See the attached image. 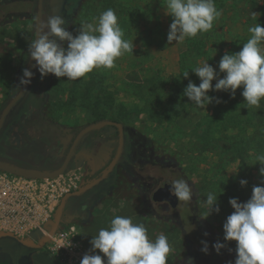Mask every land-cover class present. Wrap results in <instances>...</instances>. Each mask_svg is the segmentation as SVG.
<instances>
[{
	"label": "rangeland",
	"instance_id": "obj_1",
	"mask_svg": "<svg viewBox=\"0 0 264 264\" xmlns=\"http://www.w3.org/2000/svg\"><path fill=\"white\" fill-rule=\"evenodd\" d=\"M215 4L221 15L210 31L186 39L183 44L169 45L167 34L172 17L165 14V0H43L42 20L61 15L66 9L68 30L74 35L82 21L95 23L103 11L113 9L124 34L122 38L134 46L133 53L117 58L116 66L110 70L94 69L75 81L49 74L50 80L41 92V108L33 110L18 103L0 131L2 160L51 171L58 167L84 127L115 121L126 128L130 138L128 153L114 170L112 188L102 197L94 196L84 217L73 222L89 248L92 236L119 215L143 223L152 240L164 234L171 246L168 264H188L189 258L192 264H224L222 253L210 262L209 255L197 248L194 236L200 234L213 244L225 243L223 223L234 211L229 199L246 202L253 187L264 181L259 174L258 155L252 151L253 143L242 159L240 153L230 151L226 145L235 142L234 146L241 149L242 139L256 140L241 137L255 134L254 111L263 110L264 99L260 109L248 110L241 86L235 98L228 92L209 90L208 95L221 102L213 99L206 109L187 101L189 109L179 115L157 112L170 106L171 91L183 92L189 81L200 83L192 71L194 67L208 62L219 72L218 64L225 52L240 51L250 38L249 27L256 23L264 27V0H215ZM252 12L258 14L256 20L251 17ZM35 19L33 0H0V113L21 86ZM196 39L203 40L202 45ZM223 76L220 73V78ZM215 83L214 79L213 87ZM214 106L222 110L217 118ZM236 122L243 124L237 126L241 127L239 134L238 128L232 127ZM115 146L116 139L111 157ZM110 155L102 168L108 166ZM74 172L81 175V171ZM69 176L65 172L51 179H30L47 182L62 194L81 188V179L68 180ZM177 179H185L192 187L191 202L179 201L175 209L153 203L156 188ZM241 179L247 180L246 186L240 185ZM209 192L218 196L220 210L203 219L201 216L208 211L204 201ZM58 203L46 222L53 220ZM180 222L193 225L190 234L178 231ZM34 231L27 227L20 238L37 242L32 238ZM226 243L236 247L235 241ZM43 251L50 255L46 248ZM97 253L103 255L98 250Z\"/></svg>",
	"mask_w": 264,
	"mask_h": 264
},
{
	"label": "clouds",
	"instance_id": "obj_2",
	"mask_svg": "<svg viewBox=\"0 0 264 264\" xmlns=\"http://www.w3.org/2000/svg\"><path fill=\"white\" fill-rule=\"evenodd\" d=\"M165 14L172 17L167 34V42L171 45L173 42L183 44L186 39L210 31L221 12L216 8L215 0H165ZM257 15L252 12V19L256 20ZM95 20V23L82 21L75 35L68 30V21L61 15L49 16L46 21L38 20L39 30L35 32V38L29 40L28 55L35 61L41 79L53 74L56 78L75 81L94 69L110 70L116 66L117 58L126 52L133 53V43L122 38L124 34L113 9L103 11ZM248 31L251 36L240 51H226L222 56L219 72L208 62L192 69L200 83L197 86L189 81L183 96L197 108L206 109L213 99L216 103L221 102L209 96V90L228 92L235 98L236 90L243 86L241 95L245 108L260 109L264 99V27L256 23ZM220 73L224 74L223 78ZM33 75L25 68L20 84H29ZM187 77L188 72H185L184 78ZM256 160L261 165L259 174L264 177V154L258 155ZM239 182L242 187L248 183L243 179ZM169 191L178 201L186 203L191 202L194 195L185 179L173 181ZM204 204L208 211L201 216L203 219L220 210L214 192L206 195ZM229 204L234 211L223 223L225 243L217 241L212 247L220 254L227 246L226 242L235 241L234 264H264V181L253 187L251 198L246 202L230 198ZM90 244L89 253L83 256L81 264H168L171 251L164 234L152 240L143 223H134L131 217L119 215L111 219L107 228H101L92 236ZM201 244V251L208 254V242L202 240ZM188 264H192L191 258Z\"/></svg>",
	"mask_w": 264,
	"mask_h": 264
},
{
	"label": "built area",
	"instance_id": "obj_3",
	"mask_svg": "<svg viewBox=\"0 0 264 264\" xmlns=\"http://www.w3.org/2000/svg\"><path fill=\"white\" fill-rule=\"evenodd\" d=\"M64 193H56L47 182L0 170V231H12L20 238L27 227L42 230ZM74 221L78 220L62 219L44 246L60 264H81L90 250L79 236Z\"/></svg>",
	"mask_w": 264,
	"mask_h": 264
},
{
	"label": "water",
	"instance_id": "obj_4",
	"mask_svg": "<svg viewBox=\"0 0 264 264\" xmlns=\"http://www.w3.org/2000/svg\"><path fill=\"white\" fill-rule=\"evenodd\" d=\"M42 6H43V0H36V19H35V25H34V38H35V32L36 30H39V21L42 20ZM38 18V20H37ZM38 38V36H37ZM35 61L32 60L29 56V60L27 63L26 68L30 70L32 73L35 69ZM29 87V84L27 85H21L18 92L15 94V96L4 106L0 113V130L2 129L8 115L10 112L14 109V107L23 99L25 96L27 89ZM111 126L110 132L108 134H112L115 131V128L118 130L119 134V142H118V148L116 151V154L108 166V168L103 171L101 176L98 178L92 180L85 186L71 192H66L62 195V197L59 200V203L57 205L55 214L53 216V220L46 222L42 225V230L36 229L32 233V238L37 240V242H31V241H25L19 237H17L15 234L11 232H0V239L2 238H10L16 241L19 245L32 249V250H41L44 248V246L47 244L49 241V238L55 234L57 231L63 215H64V210L67 201L72 198V197H77L80 196L90 189H92L94 186H96L100 181L106 178V176L113 170L118 157L121 153V148L123 145V126L114 121H101L98 123H95L93 125L87 126L83 128L75 137L73 140V143L71 145V148L66 155L65 159L62 161V163L55 169L51 171L47 170H41L37 168H32V167H26V166H21V165H16L13 163H9L4 160H0V170L15 174L18 176H23V177H28V178H55L59 175H62L63 173L66 172L68 165L70 163L71 157L73 155V151L78 145V143L83 139L85 135H87L89 132L100 129L104 126ZM103 148H101L95 157V166H98L100 163V160L103 157ZM86 155V148L84 145L81 146L80 150L74 155L73 157V163H74V168H80L83 164L84 158ZM170 188H171V183L165 182L162 186H160L153 194V201L155 202H168L170 205L171 209H175L178 206V199L170 194ZM40 239V240H39Z\"/></svg>",
	"mask_w": 264,
	"mask_h": 264
},
{
	"label": "trees",
	"instance_id": "obj_5",
	"mask_svg": "<svg viewBox=\"0 0 264 264\" xmlns=\"http://www.w3.org/2000/svg\"><path fill=\"white\" fill-rule=\"evenodd\" d=\"M34 2V8L36 7V0H33ZM6 7V9H8L9 7L6 5H3ZM66 7V6H65ZM32 15L35 16V13L32 12ZM61 16H63L66 19V9H64V12L61 14ZM198 41V45H202L200 42L203 40H197ZM204 46V44H203ZM33 76L31 78V82L29 83V87L27 89V92L25 94V96L23 97V99L19 102V104H21V106L23 107H29V108H33V109H40L42 104H43V99L41 98V92L43 91V89L47 86L49 80H50V75H47L46 77H44L43 79H41L40 73L38 72L37 68L33 71ZM197 86H199V83H196ZM237 93L238 90H237ZM224 97V96H223ZM222 97V98H223ZM187 101H190L189 98L183 96V92L180 90L178 91H171V95L168 98V103L170 104V108L169 107H164V108H160V110H158L157 112H159L160 114L165 113V111H169V113H172L171 115H179L180 113H182L184 110L189 109L187 108ZM185 103V104H184ZM214 114L216 116V118L218 117V114H220L222 112L220 106H214ZM171 111V112H170ZM22 113V112H21ZM156 113V112H154ZM254 116L256 117V120L254 122H252L253 127H255V134H253L251 137H247V136H242L241 138H255L256 140H245L242 139V141H240V145H241V149L237 146H234L235 142H233V144L228 143L226 144L230 151L233 152H238L240 153V159L244 158V153L251 148L250 143H253L252 148H253V152H255L257 155H261L264 152V108L263 110H255L254 111ZM232 118L229 117L228 123H231L230 120ZM246 125H248L249 127H252L251 123L249 122H244ZM239 125H243L240 124L239 122H236V124L234 123V126H232L233 128H236ZM238 128V127H237ZM241 131V127L238 128V134ZM130 144V138H129V134L127 132V130L125 129V145H124V155L123 157L126 159V155L128 153V147ZM241 151L243 152V154H241ZM2 156H0V160H2ZM156 173V171H155ZM158 174H155V176ZM112 185V181L110 183L107 182L105 183V186L101 189H97V190H93L91 192H87L86 194L82 195L81 197H77V198H73V203H76L77 205V209L76 212L73 213L74 216H79L81 218L84 217L89 205H90V200L91 198L95 197H101L105 194V192L109 189V187H111ZM179 228L178 231L184 234H190L193 225L191 224V226H189V223L186 222H180L178 224ZM211 234H213V232L211 231ZM200 235V234H199ZM199 235H195L194 236V240L196 241L197 244V248L199 250H201V248L203 247V245L201 244L202 240H205L208 242L209 245V252L207 257H209L211 260L210 262H214V260L216 259V257H218L219 254H217L214 250V248L212 247L213 243L206 237L201 238L202 236ZM190 236V235H189ZM187 238H189L188 236H186ZM5 241H7V245L5 244V246L3 245L4 249L2 250V252L4 253H8L11 258L13 259L14 262H21L19 259L21 257H27L30 253L31 250H24L22 251L21 247L17 245L16 242H14L13 240L10 239H6ZM222 253V262L224 264H229V262H231V264H234L235 259H236V252H235V247H225L224 249H221L220 254Z\"/></svg>",
	"mask_w": 264,
	"mask_h": 264
},
{
	"label": "flooded vegetation",
	"instance_id": "obj_6",
	"mask_svg": "<svg viewBox=\"0 0 264 264\" xmlns=\"http://www.w3.org/2000/svg\"><path fill=\"white\" fill-rule=\"evenodd\" d=\"M31 109H33V108H31ZM34 110V109H33ZM115 122V121H114ZM93 125V124H92ZM87 127V126H86ZM85 128V127H84ZM110 129H111V126H104V127H102V128H100V129H97V130H94V131H91V132H89L87 135H85L84 137H83V139L78 143V145L76 146V148L74 149V151H73V155H72V157H71V160H70V163H69V165H68V168H67V170H70V169H72V168H74V163H73V157H74V155L80 150V148H81V146L82 145H84L85 146V148H86V155H85V158H84V161H85V159L87 158V157H92V158H94L96 155H97V153H98V151H99V149L102 147V146H108L109 147V153H110V150H112V148L114 147V142H115V139H116V146H115V152H114V154H113V156L111 157V155H110V162L108 163V166L110 165V163L112 162V160H113V158H114V156H115V154H116V151H117V148H118V142H119V134H118V130H117V128H115V131L112 133V134H108L109 132H110ZM125 129L126 128H123V145H122V148H121V153H120V155H119V157H118V160H117V162H116V164H115V166H114V168H113V170L106 176V178L105 179H103L102 181H100L96 186H94L92 189H90L89 191H87V192H91V191H93V190H97V189H101L102 190V188L105 186V183L107 182V180H108V183H110L111 181H112V178H113V175H114V170H115V168H116V166L118 165V164H120L121 162H123L124 160H126L124 157H123V155H124V145H125ZM82 130V129H81ZM80 130V131H81ZM1 131V130H0ZM79 131V132H80ZM78 132V133H79ZM76 137V136H75ZM75 139V138H74ZM73 139V140H74ZM73 140H72V142H71V144H70V146H68V149H67V151H66V153H65V155L63 156V159L61 160V162H60V164L62 163V161L65 159V157H66V155L68 154V152H69V150H70V148H71V145H72V143H73ZM0 149H1V146H0ZM0 156H1V153H0ZM84 161H83V164H84ZM59 164V165H60ZM58 165V166H59ZM108 166L106 167V168H102V166H101V168L98 170V171H96L95 173H93L92 174V176H91V178H90V182L92 181V180H94V179H96V178H98L99 176H101V174L103 173V171H105L107 168H108ZM32 168H34V167H32ZM37 169H40V168H37ZM42 170V169H41ZM89 172H91V170H90V168H88V170H87V173L89 174ZM81 181H82V183L83 184H85V183H87L86 181H87V178H82L81 179ZM89 182V181H88ZM165 183V182H164ZM163 183V184H164ZM162 184V185H163ZM112 188V185H111V187H109V189L108 190H110ZM159 188V187H158ZM158 188H156V190L158 189ZM155 190V191H156ZM154 191V192H155ZM86 192V193H87ZM154 192H153V194H154ZM86 193H84V194H86ZM84 194H82V195H84ZM153 194H152V196H153ZM82 195H80V196H77V197H81ZM77 197H72V198H70L68 201H67V203H66V206H65V210H64V215H63V217H67V218H72V219H75V220H79V218H81V217H79V216H74L73 215V213H75L76 212V209H77V205H76V203H73V198H77ZM102 197V196H101ZM92 199V198H91ZM92 200H90V202H91ZM152 201H153V199H152ZM153 203H155V204H159V205H164V206H169L170 207V205L168 204V202H155V201H153ZM171 208V207H170ZM6 239H10V238H2V239H0V264H29L28 263V258H29V256H30V254L33 252V251H35V250H32V249H29V248H26V247H23V246H21V245H19L16 241H14L13 239H10V240H13L14 242H16L17 243V245L18 246H20L21 247V249H22V251H24V250H31V253L27 256V257H21L19 260L21 261V262H14L13 261V259L11 258V256L8 254V253H4V252H2V250L4 249V247H3V245L5 246V244L7 245L8 243H7V241H5Z\"/></svg>",
	"mask_w": 264,
	"mask_h": 264
},
{
	"label": "crops",
	"instance_id": "obj_7",
	"mask_svg": "<svg viewBox=\"0 0 264 264\" xmlns=\"http://www.w3.org/2000/svg\"><path fill=\"white\" fill-rule=\"evenodd\" d=\"M101 148H103L104 154H103V157L100 160V163L98 166H95V157L97 155L94 158L89 156L85 159L84 164H82V166L80 168H73V170H71V169L66 170L67 174L70 175L68 180H74L76 178L82 179L84 177V178H87V181H86L87 183L83 184L81 181L80 187H83L86 184H88L90 182V178H91L92 174L95 173L96 171H98L101 168V166H103L105 161L108 159L109 147L108 146H102ZM88 168H90V170H91V172H89V174L87 173ZM74 171H81V175L77 174ZM53 205H54V203H53ZM28 263L29 264H60L57 260L52 258V256L45 253L43 251V249L33 251L28 258Z\"/></svg>",
	"mask_w": 264,
	"mask_h": 264
}]
</instances>
